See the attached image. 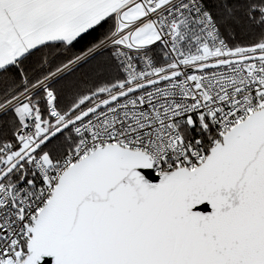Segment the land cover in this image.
Listing matches in <instances>:
<instances>
[{
	"label": "snow or ice",
	"instance_id": "snow-or-ice-1",
	"mask_svg": "<svg viewBox=\"0 0 264 264\" xmlns=\"http://www.w3.org/2000/svg\"><path fill=\"white\" fill-rule=\"evenodd\" d=\"M0 264H264V0H0Z\"/></svg>",
	"mask_w": 264,
	"mask_h": 264
}]
</instances>
